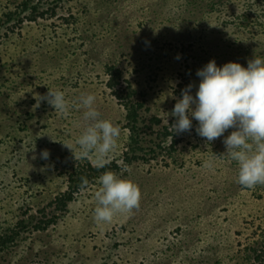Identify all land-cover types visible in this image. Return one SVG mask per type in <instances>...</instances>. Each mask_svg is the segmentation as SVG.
Instances as JSON below:
<instances>
[{
	"label": "rangeland",
	"instance_id": "obj_1",
	"mask_svg": "<svg viewBox=\"0 0 264 264\" xmlns=\"http://www.w3.org/2000/svg\"><path fill=\"white\" fill-rule=\"evenodd\" d=\"M24 1L0 0V264H264V255L255 258L264 185L236 183L223 137L206 142L195 120L180 134L170 128L174 117L165 122L183 85L194 95L196 71L209 60L246 67L264 56V16L254 31L252 15L229 21L240 10L235 0L218 19L204 13L210 0H28L36 12ZM113 68L123 95L135 92L128 101L143 103L134 135L108 86ZM47 88L64 92L67 115L46 102L35 107ZM81 94H93L102 118L120 128L91 179L94 161L63 145L84 126ZM151 115L161 124L151 125ZM163 127L172 134L161 136ZM109 170L137 185L139 205L97 224L93 195ZM66 191L75 192L63 207Z\"/></svg>",
	"mask_w": 264,
	"mask_h": 264
},
{
	"label": "clouds",
	"instance_id": "obj_2",
	"mask_svg": "<svg viewBox=\"0 0 264 264\" xmlns=\"http://www.w3.org/2000/svg\"><path fill=\"white\" fill-rule=\"evenodd\" d=\"M179 59V55L175 57ZM199 82L194 95L192 84L181 90L180 97L167 116L174 117L170 125L173 133L192 129L197 122L196 134L211 142L223 137L225 155L237 165L236 183L252 189L264 185V56H254L242 67L237 62L217 66L209 60L196 71ZM48 89V88H47ZM35 107L46 102L60 115H67L69 101L64 92L48 89L44 95L34 97ZM83 110L84 126L73 144H63L79 159H92L95 166L104 168L110 154L117 146L120 128L111 120L102 118L95 105L93 94H81L78 100ZM234 128L227 136L224 133ZM48 150H41L43 160L49 158ZM205 167L211 169V161ZM81 178V187L87 186ZM99 187L94 192L93 219L97 224L110 223L115 216L131 213L139 205L140 192L131 180L121 178L113 171H104L98 177Z\"/></svg>",
	"mask_w": 264,
	"mask_h": 264
},
{
	"label": "trees",
	"instance_id": "obj_3",
	"mask_svg": "<svg viewBox=\"0 0 264 264\" xmlns=\"http://www.w3.org/2000/svg\"><path fill=\"white\" fill-rule=\"evenodd\" d=\"M235 1H237V7H239L240 10H236V12L231 14V17L233 19L232 20L229 19L230 22L235 21V20H239L241 22L243 20H240V19L247 17V15H249V16L252 15L253 16V18H252L253 22L248 27H250V28L254 27L255 28L254 31H256L257 27L262 26L261 23L259 22V19L261 18L262 15L264 16V0H247L245 2H244V0H235ZM231 2H232V0H210L209 3L201 4V5L203 8H205V11H204L205 14L210 15L211 17H214V18L216 17L218 19L221 13H223L224 16L228 15V12H227V8L229 6L228 3H231ZM28 4H29L28 0H25L23 7L26 8V6H28ZM180 6L182 7V4ZM28 8L31 9L32 12H36L38 10V7H36V6L31 7L29 5ZM38 14L42 15L44 13L41 12ZM33 20H35V19H33ZM261 22H263V21H261ZM120 72L121 71L117 68H113V70L111 69V71L109 73L110 78L108 80V86H109V88L112 89V93L115 95V97L117 99H119L120 101H122V103L124 104V108H126V110H127V113H126L127 125L129 127L130 131L132 132V134L134 135V130L136 129V124H137V121L139 120L137 112H138L139 108H142L143 103L139 102L136 105H133V101L132 102L128 101V100H130L131 95H133V93L135 94L134 91L128 92L125 96L123 95V92L125 91V89L120 87L121 86V82H120L121 74H120ZM187 85H188V82L186 83V85H183V88H185V86H187ZM127 86H130V83L127 84ZM149 123H151V125H159V124H161V119L157 116L151 115L150 119H149ZM151 125H149L150 128H151ZM161 132H162L161 136L164 135L165 137L172 134V132L168 131L167 127H163ZM134 139L137 140L136 137ZM135 141H134V143L137 144V142H135ZM139 148H141V147H135L134 149H139ZM150 151H152V149ZM146 154H147V152H144V155H146ZM133 158H134V160L138 159V156L133 155ZM89 170H90V172H92V174L89 175V177L91 179L94 177L93 172L95 170L99 171V170H101V168L98 169L95 166L92 168L90 167ZM79 178L81 179L82 177L80 176ZM74 192L75 191H73V192H69V191L67 192L66 191L62 196H59L58 202H60V204L64 207V205L66 204L67 201H71L73 199L72 194ZM45 226H44V228H45ZM258 249L259 248H253L254 252H257ZM262 255H264V243H263V246L261 247L259 253L255 255V258L259 259Z\"/></svg>",
	"mask_w": 264,
	"mask_h": 264
}]
</instances>
